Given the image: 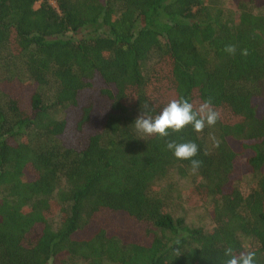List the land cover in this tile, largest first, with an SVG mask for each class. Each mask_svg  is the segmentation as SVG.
I'll return each mask as SVG.
<instances>
[{"label": "trees", "instance_id": "obj_1", "mask_svg": "<svg viewBox=\"0 0 264 264\" xmlns=\"http://www.w3.org/2000/svg\"><path fill=\"white\" fill-rule=\"evenodd\" d=\"M228 1L0 0V264H264V0ZM179 97L220 119L140 139Z\"/></svg>", "mask_w": 264, "mask_h": 264}, {"label": "clouds", "instance_id": "obj_2", "mask_svg": "<svg viewBox=\"0 0 264 264\" xmlns=\"http://www.w3.org/2000/svg\"><path fill=\"white\" fill-rule=\"evenodd\" d=\"M230 55L236 54V45L228 44L223 49ZM248 50L242 49L241 55L247 56ZM220 119V113L212 104V99L208 98L198 105H194L185 97L171 99L160 111L155 115L149 114L148 106L135 119L134 125L140 139L144 136L156 135L161 138L168 137L171 133H179L186 127L191 126L192 130L200 133L205 127H214ZM210 140L214 147H218L220 141L210 135ZM166 148L172 151L175 158L179 160L190 161L191 172L195 174L202 165V161L194 159L198 154L199 146L191 141L177 143L176 141H168ZM224 255L228 257L225 264H256V252L254 250L242 251L235 253L231 246L225 248Z\"/></svg>", "mask_w": 264, "mask_h": 264}, {"label": "rangeland", "instance_id": "obj_3", "mask_svg": "<svg viewBox=\"0 0 264 264\" xmlns=\"http://www.w3.org/2000/svg\"><path fill=\"white\" fill-rule=\"evenodd\" d=\"M51 3V2H50ZM222 7L224 9L232 10L229 1L228 0H222ZM174 173L171 172L167 175L166 179H163L158 185L157 189L160 191L161 189L164 188L166 182L170 179L173 178L172 182L175 183L176 186V194H179L181 198L185 201L186 196H187V190H188V182L185 179H176L174 177ZM244 182L246 183H253L254 179L251 178L250 176H246L244 178ZM186 223L195 228H203L204 230H209L211 229L212 225L211 222L208 218L207 211L204 206H198V207H191L188 206V209H186ZM180 214V213H179ZM58 222L57 218H53L51 220V224L53 227L56 226V223Z\"/></svg>", "mask_w": 264, "mask_h": 264}]
</instances>
